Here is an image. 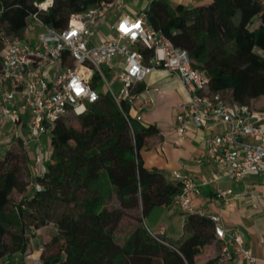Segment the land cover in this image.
I'll use <instances>...</instances> for the list:
<instances>
[{"label":"trees","instance_id":"obj_1","mask_svg":"<svg viewBox=\"0 0 264 264\" xmlns=\"http://www.w3.org/2000/svg\"><path fill=\"white\" fill-rule=\"evenodd\" d=\"M108 0H53L39 13L54 29L66 27L71 13ZM35 0H0V66L3 37L20 36ZM147 23L175 47L185 50L195 68L210 79L212 93L264 112V6L259 0H212L201 6L173 5L149 0ZM149 53V52H147ZM262 101L256 109L250 104ZM122 112L107 95L86 107L81 115L57 118L49 130V155L43 174L35 177L41 190L22 195L29 159L18 138L0 156V264H12V255L31 250L35 231L48 226L55 233L42 244L39 264H219L211 255L215 241L210 216L182 212V237L165 241L151 236L144 218L156 207H169L180 184L161 171L144 167L140 151L147 138L158 133ZM70 122H75L72 125ZM115 198L117 208H109ZM139 210L136 227L122 244L115 232L128 210ZM8 238V239H7Z\"/></svg>","mask_w":264,"mask_h":264},{"label":"built area","instance_id":"obj_2","mask_svg":"<svg viewBox=\"0 0 264 264\" xmlns=\"http://www.w3.org/2000/svg\"><path fill=\"white\" fill-rule=\"evenodd\" d=\"M259 2L264 6V0ZM48 8L36 6L20 36L3 37L0 66V130H10V137L19 138L25 147L28 139L35 142V175L44 172L41 139L49 136L57 118L81 115L88 105L96 103L102 95L96 90L99 84L130 125L122 105H135L138 88L148 75L168 72L183 93L175 118L180 136L185 137L187 123L195 129L221 127L205 140L204 160L214 172L197 177L174 171L172 177L180 184V192L172 205L181 212L210 216L215 241L220 245L219 264H232L236 256L253 264L256 258L243 238L227 232L219 215L193 207L192 200L221 178L237 183L254 175L264 187V112L232 102L227 93L210 92L209 77L192 65L185 50L155 31L143 12L126 14L127 0H108L71 13L63 29L43 23L39 13ZM150 106L147 99L140 102L141 109ZM29 187L31 192L41 190L36 182ZM230 195L231 190L217 193L224 208L229 207ZM252 195L248 189L241 193L242 198ZM260 197L264 202V190ZM28 264H39V259Z\"/></svg>","mask_w":264,"mask_h":264},{"label":"crops","instance_id":"obj_3","mask_svg":"<svg viewBox=\"0 0 264 264\" xmlns=\"http://www.w3.org/2000/svg\"><path fill=\"white\" fill-rule=\"evenodd\" d=\"M142 1L127 0V4L131 2L137 6ZM167 1L173 5L182 4L187 7H195L206 5L212 0ZM141 12L144 13L140 8L135 10L129 8L127 5V15L137 16ZM138 94L139 100L130 108L131 117L137 119L145 126L154 125L158 130L157 134L146 139L145 145L140 151L144 167L154 169L152 167L154 163L163 164V168L160 167L158 169L168 180H173L172 173L174 171H180L184 175H194L197 177H207L213 173L214 167L204 160L205 140L217 129H221V127L209 126L204 129H195L192 124L187 123L185 137L182 138L180 136L176 131L175 118L179 112L177 104L182 100L183 93L176 78L168 72L155 71L144 79V82L138 88ZM146 99L151 102V106L147 109H141L140 102ZM43 138L49 140V136H44ZM10 140L11 137L9 135V142ZM48 155L45 156V160ZM162 157L164 158L162 159ZM29 164L30 184H33L36 177L34 164ZM246 189L253 192L252 197H241V193ZM225 190H231L228 208H224L217 197L218 191ZM263 190L264 187L261 185V179L258 176L249 175L243 181L237 183L230 182L226 178H221L216 183L203 188L201 196L192 200L193 207L219 215L227 232L238 234L243 238L246 247L251 250L253 256L256 258L253 264H264V253L262 251L264 243V202L260 197ZM30 193L31 188L28 187L26 195ZM159 209L167 210L166 214L168 217L174 216L177 212L182 215V212L173 205L159 207ZM183 218L182 215L181 230ZM147 229L151 231L149 228ZM54 233L55 231L51 226L36 230L33 241L35 240L37 244L35 245L32 242L31 250L26 249L22 256L16 255L12 257V264H28L38 260V247L47 242ZM153 233H157L173 241L166 236L167 227L165 225L159 226ZM211 250V255L217 256L220 251V245L218 243L214 244ZM232 264L247 263L236 256L233 258Z\"/></svg>","mask_w":264,"mask_h":264},{"label":"rangeland","instance_id":"obj_4","mask_svg":"<svg viewBox=\"0 0 264 264\" xmlns=\"http://www.w3.org/2000/svg\"><path fill=\"white\" fill-rule=\"evenodd\" d=\"M129 8L133 9H141L142 11H145L148 8V0H143L141 4H138L135 6L133 3L129 2L128 4ZM103 34L107 36V32L103 30ZM255 51L259 55H264V51L261 48H256ZM97 92L104 95L105 94V89H103L102 85H98L96 88ZM253 108L258 109L262 105V101H254L250 104ZM72 125H75V122H70ZM9 135H10V130L8 129H1L0 130V156L3 155V153L6 151L7 148L9 147H15V144L13 143L14 139L11 138L9 142ZM48 136V135H47ZM46 136V137H47ZM30 140V139H28ZM9 143V144H8ZM8 144V147H7ZM41 144L43 146L42 149V154L43 157L48 155L50 146H49V140L47 138H42L41 139ZM35 142L30 140L27 142V154L29 155V163L34 164V154H35ZM164 157H162L163 159ZM30 165V164H29ZM163 164L159 163H154L152 167L156 170H160L158 168L162 167ZM163 168V167H162ZM166 175L168 173L165 172ZM24 181L27 184H30L31 182V176H30V167L28 170V173L23 174ZM26 195V191L22 194H16L14 193L11 197V202L12 204H17L22 196ZM109 208H117L118 203L116 202L115 198H112L111 201L108 202ZM167 210H162L159 209V207L154 208L145 218H144V225L145 227L149 228L152 233L157 230V228L161 225H165L167 227V237L171 238L173 241H178L182 237V230H181V222H182V215L179 214L178 212L172 216L168 217L167 216ZM140 218V211L137 210H128L125 212V216L120 222L119 226L117 227V230L115 232V238L116 242L119 244H122L123 241L129 236L131 231L136 227L137 225V220ZM159 235V234H158ZM161 236V235H159ZM165 241H169L168 239L164 238L161 236ZM8 239V238H7ZM33 243L36 245V241L34 240ZM16 255H12L11 257H15Z\"/></svg>","mask_w":264,"mask_h":264},{"label":"water","instance_id":"obj_5","mask_svg":"<svg viewBox=\"0 0 264 264\" xmlns=\"http://www.w3.org/2000/svg\"><path fill=\"white\" fill-rule=\"evenodd\" d=\"M53 0H51V3H49V0H35V6L42 7L44 4H46V7H50L52 4Z\"/></svg>","mask_w":264,"mask_h":264},{"label":"snow or ice","instance_id":"obj_6","mask_svg":"<svg viewBox=\"0 0 264 264\" xmlns=\"http://www.w3.org/2000/svg\"><path fill=\"white\" fill-rule=\"evenodd\" d=\"M135 27H139V25L137 24V25H135ZM124 30H125L126 32H127V31H130V29H127V28H125Z\"/></svg>","mask_w":264,"mask_h":264},{"label":"bare ground","instance_id":"obj_7","mask_svg":"<svg viewBox=\"0 0 264 264\" xmlns=\"http://www.w3.org/2000/svg\"><path fill=\"white\" fill-rule=\"evenodd\" d=\"M43 7H46V4H44Z\"/></svg>","mask_w":264,"mask_h":264},{"label":"clouds","instance_id":"obj_8","mask_svg":"<svg viewBox=\"0 0 264 264\" xmlns=\"http://www.w3.org/2000/svg\"><path fill=\"white\" fill-rule=\"evenodd\" d=\"M49 3H51V0H49Z\"/></svg>","mask_w":264,"mask_h":264}]
</instances>
